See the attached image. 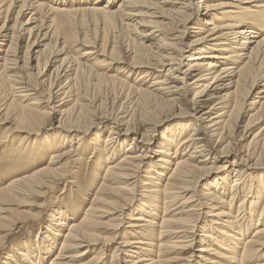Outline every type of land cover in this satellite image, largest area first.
Wrapping results in <instances>:
<instances>
[{
    "label": "bare ground",
    "instance_id": "bare-ground-1",
    "mask_svg": "<svg viewBox=\"0 0 264 264\" xmlns=\"http://www.w3.org/2000/svg\"><path fill=\"white\" fill-rule=\"evenodd\" d=\"M67 1L0 0L17 9L0 27V150L49 153L0 188V251L32 232L3 264H264V0ZM61 184L49 218L22 209Z\"/></svg>",
    "mask_w": 264,
    "mask_h": 264
},
{
    "label": "rangeland",
    "instance_id": "rangeland-1",
    "mask_svg": "<svg viewBox=\"0 0 264 264\" xmlns=\"http://www.w3.org/2000/svg\"><path fill=\"white\" fill-rule=\"evenodd\" d=\"M42 1H44V2H50L49 4H54V5H58V4H60L61 2V0H55L54 2H52V0H42ZM63 1V0H62ZM68 1H71L75 6H76V2H78L77 3V6H79V5H82V6H84L85 5V7L87 6V5H89V1H94V0H88V1H86L85 0V2H80L79 0H68ZM67 1V2H68ZM79 2H80V4H79ZM71 3V4H72ZM48 4V5H49ZM104 5V4H106V0H102L101 1V5ZM60 5H62V4H60ZM16 10L17 9H14L12 12L13 13H9L8 15H6L7 13L6 12H2L1 14H0V27L2 26V24L4 23V21H5V16H7L8 18H9V24L10 25H12L13 23H14V21L16 20ZM26 17H28V15L26 16ZM26 17H22V16H19V18H18V20H22L23 22L26 20ZM57 17H61L62 19H63V16L62 15H58ZM12 18V19H11ZM94 23V24H93ZM91 24V25H90ZM86 25H88V26H86ZM86 25H85V28L87 29L86 31H91L90 33L91 34H93L94 32H95V26L94 25H96V23L95 22H91L90 21V19H89V24H88V22H86ZM94 26V27H93ZM92 27V28H91ZM84 28V29H85ZM28 37V36H27ZM122 37H124V38H122ZM116 36V40L115 41H117V38H118V40L120 41H117L118 42V44H117V42L115 43V44H117V46L119 45V49H121L120 48V46H121V44L120 43H123V41H125V36ZM120 38V39H119ZM128 38L126 37V40H127ZM27 39L25 40V41H23V42H16L15 41V43H16V46L14 45V50L16 49L17 51H13V52H16V53H19V56H22L23 55V53H24V51H25V46H26V44H27ZM4 42V41H3ZM126 42V41H125ZM5 43H8L7 41H5ZM19 44V45H18ZM21 44H22V48H21V55H20V52H19V50H20V48L19 47H21ZM24 44V45H23ZM17 45H18V47H17ZM4 48H6V46L4 47ZM22 49H23V51H22ZM77 49V47H71L70 48V51H71V54H74V55H78V54H81V52H83V51H77L76 50ZM13 52H11L12 54H13ZM23 52V53H22ZM48 53H50V52H47L46 53V55H45V59L46 58H48L49 57V54ZM44 58L42 59L43 60V64H44ZM103 58L102 57H99L98 58V60H95V62L93 61V64H97V68L99 67V63H100V61L102 60ZM41 63V64H42ZM90 63V62H89ZM42 64V65H43ZM41 65V66H42ZM52 69L53 68H51L50 70H48L47 71V77L49 76V74L51 73V71H52ZM101 69V68H100ZM102 71L104 70V69H101ZM2 74L3 75H5V72H2ZM46 77V76H45ZM133 79L135 80L136 78H135V76L133 77H130L128 80L129 81H133ZM4 84H5V86H4ZM13 88H12V85L8 82H5V83H3V82H1V85H0V100L1 101H7V99H9L10 98V96H11V93L13 92V90H12ZM89 91V90H88ZM99 94H101V98H103V97H105L106 95H104L103 93H99ZM107 97V96H106ZM110 99V98H109ZM109 99H108V97H107V105H104V106H106V107H104V111L105 112H108V113H110L111 111L114 113V111L116 110V107L119 105H117V103H113L112 101H111V99H110V101H109ZM103 100H105V99H103ZM106 102H105V104H106ZM112 102V103H111ZM1 103V102H0ZM109 103V104H108ZM111 104V105H110ZM115 105V106H114ZM112 107H114L113 109H112ZM107 108V109H106ZM108 110V111H106V110ZM103 111V112H104ZM238 121H239V119H238ZM238 124V123H237ZM259 128L260 127H257V129L255 128V132L257 131V130H259ZM2 129L3 128H1V130H0V133H1V131H2ZM19 135H17V137L15 138H13V142L10 144V146L8 145V147H7V149H9V151L8 152H10V150H12V149H14L17 145H18V143H19ZM35 138H38V140H37V143H40V141H39V139H40V137L39 136H36V135H34V137H33V139H35ZM4 151H2V150H0V188L1 187H6L10 182L9 181H11L14 177H16V176H23V175H25V174H28V173H31V172H33L35 169H36V167L37 166H42V165H44V164H46L47 162H48V155H49V153L47 154V156L45 157V159H43V160H38L36 163L37 164H35V165H33V163L31 162V160H29V159H24V161L23 162H11V163H7L6 161L10 158V154H8L7 152H5L4 154ZM88 155H90V152H87V154L85 155V157L86 156H88ZM7 159V160H6ZM40 161V162H39ZM42 162V163H41ZM15 169H19V170H21V172H18V173H16L14 170ZM91 179H93V177L91 176V177H89V180H88V182H87V184L86 183H84L83 184V186L81 187V190H79V193L77 194V198H78V201L81 199V201L82 200H84V199H82V196L84 197V198H88L89 197V199L90 198H92V196H93V194L91 193V192H93V190L96 188V184H94V186L91 184L92 182H91ZM88 186V188H86V190L84 191V188H85V186ZM63 186H64V184H61V185H59L58 186V188L54 191V192H51L50 194H48L47 195V202L46 203H44V204H42L41 205V207L38 209V208H36V206L34 207V208H32V207H27V208H22V209H24V210H26V211H30L31 212V210H35V212L36 211H38V210H42L43 211V216H44V218L46 219V218H49V212L51 211V209H48L49 208V206L51 205V202H54L55 201V199L56 198H54V197H52L53 196V194L54 193H56L57 194V196L59 197H61V198H58L59 200L57 201V203H61V202H65L66 200H64V198H62V197H64V195L66 194H61V191H62V188H63ZM61 194V195H60ZM57 200V199H56ZM39 202H42V200H40ZM80 202V201H79ZM78 202V205L80 206V205H82V203L80 202L79 203ZM38 203V202H37ZM87 203H85V204H83L82 206H85ZM76 207H78V206H76ZM79 217L81 218L82 217V214L80 213L79 214ZM12 235H14L15 237L14 238H9L10 236H12V235H10V236H8L5 240H6V243H5V248L4 249H2L0 252V264H3V262H2V260H3V258H2V255H4V253L5 252H8V253H10L9 251L11 250L12 251V245H13V243L14 244H16V243H19V242H21L23 239H26V237H30V234H32V232H30L29 230H27V233H23L22 234V232H21V230L19 229V228H15L14 229V231H12ZM2 235V232L0 233V236ZM30 239V238H29ZM33 241V240H32ZM51 258V256H49V258L45 261L46 262V264H48V262H49V259Z\"/></svg>",
    "mask_w": 264,
    "mask_h": 264
}]
</instances>
